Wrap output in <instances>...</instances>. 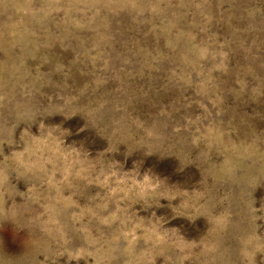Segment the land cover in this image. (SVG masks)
Here are the masks:
<instances>
[{"label": "rangeland", "instance_id": "obj_1", "mask_svg": "<svg viewBox=\"0 0 264 264\" xmlns=\"http://www.w3.org/2000/svg\"><path fill=\"white\" fill-rule=\"evenodd\" d=\"M0 264H264V0H0Z\"/></svg>", "mask_w": 264, "mask_h": 264}]
</instances>
